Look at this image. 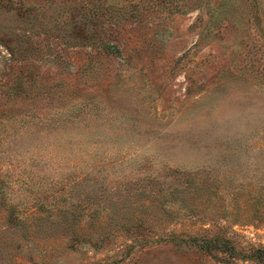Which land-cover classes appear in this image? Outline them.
<instances>
[{"label":"rangeland","instance_id":"rangeland-1","mask_svg":"<svg viewBox=\"0 0 264 264\" xmlns=\"http://www.w3.org/2000/svg\"><path fill=\"white\" fill-rule=\"evenodd\" d=\"M246 191L264 0H0V264H254L189 241L264 247Z\"/></svg>","mask_w":264,"mask_h":264},{"label":"trees","instance_id":"trees-1","mask_svg":"<svg viewBox=\"0 0 264 264\" xmlns=\"http://www.w3.org/2000/svg\"><path fill=\"white\" fill-rule=\"evenodd\" d=\"M246 192V195L242 194L244 192H236L233 194L231 197L233 206L229 214L234 219L244 218L247 220L254 218L258 222H264V191H259L254 194L250 191ZM190 237L189 241L191 244H196L218 261L230 263L233 262L234 257H238L254 264H264V247L262 246H249L246 249L239 250L233 247L232 242L220 233L199 236L191 235ZM182 241L185 240L177 238L174 242L178 244Z\"/></svg>","mask_w":264,"mask_h":264}]
</instances>
